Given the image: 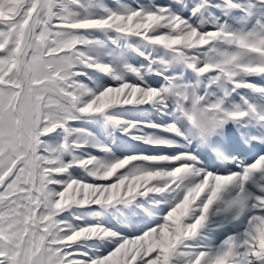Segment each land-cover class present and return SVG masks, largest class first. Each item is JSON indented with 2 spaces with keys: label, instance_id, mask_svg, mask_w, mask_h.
<instances>
[{
  "label": "snow or ice",
  "instance_id": "snow-or-ice-1",
  "mask_svg": "<svg viewBox=\"0 0 264 264\" xmlns=\"http://www.w3.org/2000/svg\"><path fill=\"white\" fill-rule=\"evenodd\" d=\"M0 264H264V0H0Z\"/></svg>",
  "mask_w": 264,
  "mask_h": 264
}]
</instances>
